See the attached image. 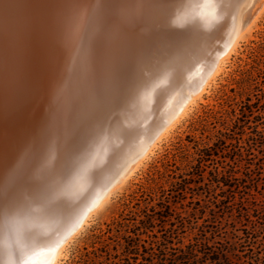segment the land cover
Instances as JSON below:
<instances>
[{
	"label": "snow or ice",
	"instance_id": "snow-or-ice-1",
	"mask_svg": "<svg viewBox=\"0 0 264 264\" xmlns=\"http://www.w3.org/2000/svg\"><path fill=\"white\" fill-rule=\"evenodd\" d=\"M175 7V0L28 5L15 69L7 59L4 69L11 102L0 125V212L12 226L32 219L33 209L91 195L114 154L105 147L100 159L101 146L130 137L127 114L145 100L157 104L192 55L187 32L169 22Z\"/></svg>",
	"mask_w": 264,
	"mask_h": 264
},
{
	"label": "trees",
	"instance_id": "trees-1",
	"mask_svg": "<svg viewBox=\"0 0 264 264\" xmlns=\"http://www.w3.org/2000/svg\"><path fill=\"white\" fill-rule=\"evenodd\" d=\"M251 43L66 264H264V26Z\"/></svg>",
	"mask_w": 264,
	"mask_h": 264
},
{
	"label": "bare ground",
	"instance_id": "bare-ground-1",
	"mask_svg": "<svg viewBox=\"0 0 264 264\" xmlns=\"http://www.w3.org/2000/svg\"><path fill=\"white\" fill-rule=\"evenodd\" d=\"M35 0H0V125L9 114L4 105L11 102L10 93L4 87V69L7 59L9 70L15 69L18 59V40L25 18L30 14L28 5ZM169 22L178 30L186 31L192 55L181 60V74L165 86L161 104L147 100L127 114L126 123L134 129L126 140L113 137L108 145H102L98 156L103 158L105 147L114 154L103 171L93 192L69 217L59 216L61 204H54L46 212L33 209L32 219L14 227V242L33 253L37 264H54L65 242L80 229L88 215L96 210L109 193L132 172L157 138L184 111L189 102L200 94L219 61L229 52L240 33L247 28L264 5V0H175ZM224 50L218 55L209 73L202 78L201 70L212 47ZM206 71L205 69H203ZM200 73L195 89L186 84ZM163 79V77L161 78ZM123 119V117H122ZM93 205L81 210L85 203ZM81 210V211H80ZM72 219L71 230H65L58 238L57 232ZM68 231V232H67ZM57 238V240H55ZM54 241V242H53ZM53 242V243H52ZM52 243V244H51ZM8 240L0 237V259L7 254Z\"/></svg>",
	"mask_w": 264,
	"mask_h": 264
},
{
	"label": "rangeland",
	"instance_id": "rangeland-1",
	"mask_svg": "<svg viewBox=\"0 0 264 264\" xmlns=\"http://www.w3.org/2000/svg\"><path fill=\"white\" fill-rule=\"evenodd\" d=\"M263 26L264 5L247 28L240 33L229 52L219 61L216 72L213 73L204 90L189 102L181 115L157 138L124 181L109 193L108 197L96 210L88 215L80 229L62 246L54 264L68 263L78 253L77 249L84 244V239L92 228L103 226L106 222H112L118 216L122 199L133 190L134 184L140 180L150 163L156 157L163 153L166 148L170 147L171 143L189 133L190 122L198 114L202 105L213 102V97L218 87L220 84L226 82L229 73L241 62L239 58L245 57L249 46L252 44L251 42L257 39V33ZM122 222L132 221L122 220ZM196 222H201V219Z\"/></svg>",
	"mask_w": 264,
	"mask_h": 264
},
{
	"label": "clouds",
	"instance_id": "clouds-1",
	"mask_svg": "<svg viewBox=\"0 0 264 264\" xmlns=\"http://www.w3.org/2000/svg\"><path fill=\"white\" fill-rule=\"evenodd\" d=\"M163 101L160 99L157 104H161ZM107 161L104 167H107ZM103 168H101L94 182H98ZM88 197V193L85 194L80 201H68L61 205V211L59 216L61 217H69L75 209L82 204L86 198ZM14 227L9 223V218L4 213L0 212V237L6 238L8 240L7 245V254L5 258L0 259V264H37L35 260L31 257L33 255L32 251L26 247H18L14 242Z\"/></svg>",
	"mask_w": 264,
	"mask_h": 264
},
{
	"label": "water",
	"instance_id": "water-1",
	"mask_svg": "<svg viewBox=\"0 0 264 264\" xmlns=\"http://www.w3.org/2000/svg\"><path fill=\"white\" fill-rule=\"evenodd\" d=\"M224 50L222 49V50H219V47H218V45L216 46V47H212L211 48V50L209 51V54H208V56H207V58H206V61H205V63H204V65H203V68H202V74H201V76H202V78H204L206 75H207V73H209V71H210V69H211V67L213 66V64H215L216 63V60H217V57H218V55L219 54H221L222 52H223ZM203 69H205L206 71H204ZM200 73H198V74H196L195 75V77H193L187 84H186V88H196L197 86H195L196 85V81H197V78H199L200 76ZM88 201H89V199H88ZM87 202V201H86ZM93 205V203L92 204H90L89 205V202L88 203H85V204H83L82 206H81V210L84 208V207H86V209H89L91 206ZM80 210V211H81ZM80 211H77L72 217H71V219L68 221V223L66 224V225H64V227L62 228V229H60V232L58 231L57 232V237L59 238L60 237V235L62 234V232L63 231H65V230H67L68 229V231L69 230H71V221H72V219L74 218V217H76L78 214H79V212ZM67 231V232H68ZM55 240H57V238H55ZM54 242V241H53ZM52 242V243H53ZM51 243V244H52Z\"/></svg>",
	"mask_w": 264,
	"mask_h": 264
}]
</instances>
